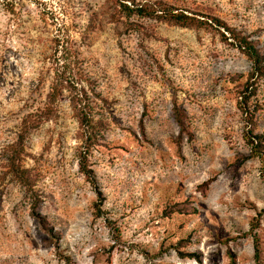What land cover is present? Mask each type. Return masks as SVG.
<instances>
[{
	"label": "rangeland",
	"instance_id": "rangeland-1",
	"mask_svg": "<svg viewBox=\"0 0 264 264\" xmlns=\"http://www.w3.org/2000/svg\"><path fill=\"white\" fill-rule=\"evenodd\" d=\"M156 1L220 18L255 42L264 65V0H134ZM64 32L92 83L91 116L107 125L87 155L104 200L79 172L80 130L64 94L57 119L24 145L52 240L7 174L5 151L43 108L52 40ZM249 62L231 39L127 18L111 0H0V264H264V170L247 135L264 133V78L249 81L244 105ZM174 106L191 133L180 148ZM184 200L195 214H165Z\"/></svg>",
	"mask_w": 264,
	"mask_h": 264
},
{
	"label": "trees",
	"instance_id": "trees-1",
	"mask_svg": "<svg viewBox=\"0 0 264 264\" xmlns=\"http://www.w3.org/2000/svg\"><path fill=\"white\" fill-rule=\"evenodd\" d=\"M114 5V10L117 14H121L130 18L136 16L138 18L155 21L158 23L167 24L169 26L187 29H204L218 34L221 39L227 43V40H232L236 47L247 57L251 63L252 69L248 76L246 84L243 86L242 101L246 105L250 96L254 91L248 92L250 87L249 81L255 76L264 78L263 56L255 42L243 36L240 32L231 29L223 20L218 17L206 15L199 16L196 14L186 15L183 11L174 9L161 1L153 3L145 2L143 4H135L134 0H111ZM202 18L203 20H201ZM126 24V23H125ZM127 29L132 27V24L125 26ZM65 35L54 36L52 43L53 47L48 57L52 80L50 82L48 93L45 96V102L42 109L34 113L27 114L22 120L18 129V134L15 140L6 148V169L7 174L11 177L19 188L24 191L28 198L29 215L38 222L40 230L54 240L58 233L47 224L44 217L38 211L40 198L38 191L35 190L36 176L30 169L23 165L25 157L24 145L31 133L38 130L43 123L54 121L57 119V106L63 99L64 94H67L69 106L74 113L77 125L80 130L81 151L79 152L78 169L83 175L86 182L91 185L99 205L103 202L102 193L97 189L94 179L93 170L89 168L87 155L91 148L99 143V138L103 137L102 132L106 128L104 122L100 120L94 121L91 116L90 96L93 88L92 83L81 70V61H79V52L75 42L64 32ZM226 34L229 37H226ZM98 97V96H95ZM254 110V109H253ZM174 122L177 125L178 133L174 139V143L178 148L185 138L187 141L191 137L185 122L184 116L176 106L173 107ZM253 114H249V121L252 120ZM251 122V121H250ZM139 124L140 133L145 137L143 125ZM249 137L248 146L250 152L255 154L260 159L262 170H264V133L253 136L249 129L247 132ZM264 180V171H263ZM209 181L200 184L201 189H205L209 185ZM198 186V189L199 187ZM167 213H175L179 215H193L197 212L194 204L189 200L175 202L168 206ZM178 256L198 260V255L195 252H178ZM231 264H234L233 262Z\"/></svg>",
	"mask_w": 264,
	"mask_h": 264
}]
</instances>
